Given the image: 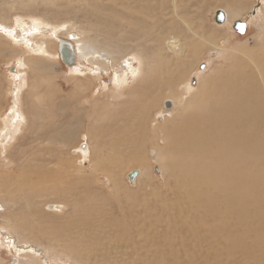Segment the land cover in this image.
I'll use <instances>...</instances> for the list:
<instances>
[{
  "label": "rangeland",
  "instance_id": "1",
  "mask_svg": "<svg viewBox=\"0 0 264 264\" xmlns=\"http://www.w3.org/2000/svg\"><path fill=\"white\" fill-rule=\"evenodd\" d=\"M115 1L0 0V28L14 30L15 36L9 44L0 38V130L9 124L2 132L0 131V136L2 135L0 137V205L2 206L0 264H117L114 252L107 253L103 245L95 244L97 238L94 234L92 235L94 239H84L85 241H80V238L74 234L72 236V233L78 229L76 224L84 221L80 216L88 213L89 215L85 216L86 221L91 225H97L106 218L104 217L106 212L118 218L135 210L141 213L143 211L140 206L141 201L144 197L149 198L153 192H157L158 197L164 201L159 203L157 208L155 203L158 198L151 200L147 209L154 212L160 230L168 232L179 224L180 219L174 216L173 211L179 209L178 202L184 201L180 199L182 197L177 198L175 193L174 195L171 193L175 179L172 177L167 180L168 174L159 162L160 159L164 161L163 131L166 126H170L171 121H174V105L177 108L184 105L182 110L193 107L194 104L189 102L190 94L187 86L193 87L195 91L199 90L205 81L215 78L213 76L219 73L218 70L228 69L232 59L229 56L232 55L233 50L246 47L254 51H264V0H231L229 6H223L222 2L216 3V0H207L212 3L205 4L203 8H199L195 0H184L190 5V8L185 9L186 15H192L198 25L203 22L206 31L204 33L208 35L209 32L212 39L225 47V51L215 52V56H211L209 51L212 48H205L200 60L195 64L194 71L190 69L179 85L173 83L172 87L166 88L167 92H163L165 94L159 99L161 103H158V106L151 110L150 117L146 118L148 123L146 131L149 134H145L141 140L144 144L149 141L148 148L157 150L158 162L153 161L151 154L150 158H147V147H135L132 144L131 154H128L127 150L117 152L128 154V161L124 159L119 169L112 168L106 159L111 152L106 145L115 138L116 134L111 130L119 132V128L126 124L122 118L129 119L128 110L137 107L138 104L131 101L133 92H137L139 87L133 81L135 77L130 67L138 70L141 67V57L147 72L154 60L149 42L145 44V40L135 41L137 35L128 30L121 32L122 28L120 29L102 11L115 5ZM234 2L241 5L242 13L238 19L232 17L231 10L239 7H236ZM156 4L158 0L155 1ZM138 8L137 5L136 9ZM169 8L166 7V11L170 12ZM255 8H258L257 11L254 10ZM217 10H225L229 13L228 22L222 26L215 25L213 21V14ZM235 20L244 22L246 27L240 31L234 30ZM52 33L53 35L55 33V36L51 35ZM73 34L79 37L80 46H85L84 48L89 51L99 47L97 51L110 52L107 62L110 70L106 71L102 67L98 72L95 56L80 60L77 57L76 61L81 73H74L72 69L64 66L58 54L57 43L59 46L61 40H72ZM49 41L52 44L54 42L53 51L50 57L42 56L49 57L54 63L49 67V71L38 73L23 69V60L31 53L30 50L36 52L30 44L46 47ZM234 63L238 62L234 61ZM202 65L205 66L203 70L200 69ZM124 73H127V83L125 86H119L118 83ZM117 75L120 77L119 80ZM193 80L195 84H192ZM150 81L154 83L152 79ZM170 92L173 94L171 95ZM167 98L175 101L173 105V102L168 100L172 103L171 115L161 114L159 109ZM15 99L18 105L14 104ZM96 101L100 102L98 108L92 106ZM16 108L19 114L21 113L20 119L23 122L19 119L13 120L16 122L13 125V122L10 123V118ZM101 115L109 116L111 119L102 122L99 120ZM137 124L140 126L139 122ZM152 133L155 137H159L160 141L156 144L152 143L153 137L150 135ZM3 136H7L5 141ZM105 141L107 143H104ZM84 143L89 146V155L79 160L78 149ZM98 145L106 146L103 152H99ZM137 154L145 161L151 174L148 175L144 171L140 173L135 183L131 184L127 175L132 171L141 170L131 163L132 158ZM102 159L106 161L103 162ZM100 160L102 165L99 164ZM169 173L171 174L170 171ZM41 176L50 179L49 182L29 185L27 189L31 180ZM150 177L157 187L156 190L147 187ZM23 184L25 186L21 188ZM117 184L120 190L114 188ZM123 190L128 195L120 193ZM127 198L128 204L125 203ZM163 204L164 208L161 207ZM49 205H54L57 209H50ZM109 232L110 230L107 229L101 235L108 240H103L109 243L108 248L117 239ZM214 239L218 240L217 236ZM56 240L61 244L60 247ZM169 243L167 240L159 239L155 244L168 247ZM143 246L155 249L151 242H146ZM22 247L26 249L23 250ZM63 247L67 250H79L82 256L88 257L89 260L84 261L72 254L63 253L59 249ZM215 247L219 257L229 259L228 253L225 252L226 248L221 242H217ZM118 256V261H121V255ZM151 260L145 258V263L137 264H148Z\"/></svg>",
  "mask_w": 264,
  "mask_h": 264
},
{
  "label": "bare ground",
  "instance_id": "2",
  "mask_svg": "<svg viewBox=\"0 0 264 264\" xmlns=\"http://www.w3.org/2000/svg\"><path fill=\"white\" fill-rule=\"evenodd\" d=\"M155 1L116 0L115 5L107 6L108 8L102 10L106 17H110L120 29L122 28L121 32L128 30L137 35L135 41L145 40V44L149 42L154 57L150 64L151 68L147 72H145V65L140 55L138 56L141 67L138 70L130 67L132 70L130 71L135 77L133 81L139 87L137 92H133L131 101L138 104L137 107L128 110L129 119L122 118L126 124L119 128V132L111 130L116 134L115 138L106 145L111 150L106 159L112 168H121V163L124 162V159L127 160L128 154L132 152L130 145L143 146L144 148L150 146L149 141L144 144L141 140L145 134H149L146 131L148 126L146 118L150 117L151 110L158 106L161 95L163 92H167L165 89L172 87L173 83L179 85L190 69L194 71L195 64L200 60L199 58L205 48H212L209 54L225 51V47L220 46L212 39L209 32H207L208 35L205 34L203 22L198 25L192 15H186L185 9L190 8L189 3L184 0H158V4L155 5ZM195 1H197L199 8H203L207 3H212L207 0ZM217 2H222L223 6H229L231 0H216ZM137 5L139 6L138 9H136ZM93 6L96 7L94 4ZM235 6L239 7L231 10L232 17L238 19L242 13L241 5L235 3ZM166 7H170V12L166 11ZM257 9L254 10L257 11ZM223 11L227 16L226 24L229 13ZM122 24L123 26H120ZM214 24L218 25L215 22ZM0 33V38L8 44L15 37L14 30L10 28H2ZM71 37L72 40H61L60 43L67 42L70 44L75 59L79 57L80 60L95 56V65L99 67L98 72L102 67L106 71L110 70L107 65L110 52L105 53L104 51L103 54L100 50L97 51L99 47L89 51L84 48L85 46H80L81 41L78 36ZM17 41L21 42V40ZM19 43L17 42V44ZM53 44L47 42L46 47L30 44L36 52L30 50L31 53L23 60V69L38 73H45V70L49 71V67L54 65L49 58L53 51ZM59 47L60 45L58 46L57 43L60 57ZM43 55L49 57H42ZM230 57L232 59L229 68L223 71L218 70L219 73L213 76L215 78L205 81L199 90L195 91L193 87L187 86L190 94L189 102L194 104L193 107L182 110L184 105L177 108L174 105L175 101L172 98H167L164 99L159 108L161 114L171 115L173 110L164 107L165 102L171 100L175 110L174 121H171L170 126H166L163 131L164 149H161L165 154L164 161L162 162L160 159L159 162L165 173L168 174L167 180L172 177L175 179L171 193L173 195L175 193L177 198L182 197L180 199L184 201L178 202L179 209L173 211L174 216L180 219V223L168 232L160 230L154 212L147 209L151 200L154 201L158 198L157 203H155L157 208L159 203L164 201L158 197L157 192H153L149 198L144 197L141 201L140 206L143 209L141 213L135 210L133 213L124 214L118 218L114 217L113 214L108 215L106 212L104 215L106 220L99 221L97 225L89 224L85 218L88 213H84V216H80L84 221L76 224L78 229L72 233V236L76 235L80 241H83L89 238L94 239L92 236L94 234L97 238L95 244L103 245L107 253L114 252L117 264L119 262L121 264L145 263V258L152 259L148 264H264V51H254L246 47L237 48L233 50ZM234 61L238 63L235 64ZM72 72L81 73V70L76 67L72 69ZM117 77L119 80V75ZM126 80L127 73H124L118 85L125 86ZM173 93L170 92L171 95ZM15 100L14 104L18 102L17 99ZM98 103L100 102L96 101L92 106L98 108L100 105ZM14 110L12 117L10 116V123L13 120H21V113L19 114L17 108ZM108 119L111 118L103 115L99 117L102 122H107L105 120ZM137 122L140 123V126ZM15 123L13 122V125ZM4 127L2 130L5 129ZM114 127L116 128V125ZM2 130L0 131L2 132ZM72 133L70 132V134ZM150 135L153 137L152 143L156 144L160 141L159 137L154 136V133ZM5 139L7 136L4 137V141ZM101 145L96 146L100 153L106 147H101ZM118 150H127L128 154L117 153ZM147 151V158H150L151 154L153 161L158 162L157 150L150 147ZM78 152L79 160L87 157L89 155L88 144H81ZM106 159H102L103 162ZM131 161L132 164L141 169L139 170L140 173L145 171L148 175L151 174L139 154L135 158L133 157ZM99 164H103L101 160ZM49 180L42 176L33 179L28 183L27 189H29V185L35 186L38 183L49 182ZM148 181L147 187L156 190L157 187L154 186L153 179L150 177ZM167 184H170L169 181ZM21 186L23 188L25 184ZM115 186L114 188L118 189V184ZM121 186L124 187L125 185ZM120 193L128 195L124 190ZM126 200L128 198L125 199V203ZM49 206H52V209H57L54 205ZM161 207L164 208V204ZM70 223L73 224V222ZM107 229L110 230L109 233L112 236L117 238L110 248H108L109 243L105 242L107 239L105 240L101 236ZM111 230L113 231L111 232ZM215 236L218 240L214 239ZM159 239L169 241V246L156 245L155 243ZM56 242L60 247L61 244L57 240ZM146 242H151L155 249L153 250L150 246H143ZM217 242L224 245L229 259H222L217 255L215 247ZM22 249L25 250L26 248L22 247ZM59 249L63 253L72 254L81 260H89L88 257L82 256L79 250H67L64 247ZM83 254L85 253L83 252ZM118 254L122 257L121 261H118Z\"/></svg>",
  "mask_w": 264,
  "mask_h": 264
},
{
  "label": "water",
  "instance_id": "3",
  "mask_svg": "<svg viewBox=\"0 0 264 264\" xmlns=\"http://www.w3.org/2000/svg\"><path fill=\"white\" fill-rule=\"evenodd\" d=\"M227 20V16L226 13L223 10H217L213 16V21L218 24V25H223L225 24ZM246 26V24L242 21H236L233 25L234 30H240L243 29ZM76 34H73L72 36H75ZM59 52L61 54L60 58L61 61L63 63L64 66H66L67 68L73 69L78 67V63L75 59V56L72 52V48L71 46H69L70 44L67 42H61L59 41ZM211 56H215L214 53L211 54ZM204 65L201 66V70L204 69ZM13 72H16V70H13ZM192 84H195V80H193ZM172 106V103L170 101H166L164 107L166 109H170ZM84 147V146H83ZM140 175V171L139 170H135L131 173L128 174L127 178L129 179V182L131 184L135 183V180L137 179V177ZM50 209H52V206H50Z\"/></svg>",
  "mask_w": 264,
  "mask_h": 264
},
{
  "label": "flooded vegetation",
  "instance_id": "4",
  "mask_svg": "<svg viewBox=\"0 0 264 264\" xmlns=\"http://www.w3.org/2000/svg\"><path fill=\"white\" fill-rule=\"evenodd\" d=\"M245 27H246V26H245ZM245 27H244V28H245ZM240 30H242V29H240ZM240 30H239V31H240Z\"/></svg>",
  "mask_w": 264,
  "mask_h": 264
}]
</instances>
